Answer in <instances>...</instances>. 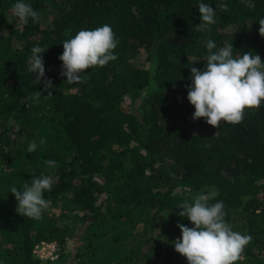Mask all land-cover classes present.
Instances as JSON below:
<instances>
[{
  "label": "trees",
  "instance_id": "trees-1",
  "mask_svg": "<svg viewBox=\"0 0 264 264\" xmlns=\"http://www.w3.org/2000/svg\"><path fill=\"white\" fill-rule=\"evenodd\" d=\"M16 2L0 0V264H188L172 243L178 223L192 227L177 205L198 193L223 201L232 229L252 236L235 264H264V102L213 128L192 119L186 89L191 67L205 66L206 39L264 61V0L251 9L242 0H24L40 12L26 25ZM201 2L216 9L210 32L197 30ZM103 24L118 58L68 83L62 42ZM34 46L46 50L51 96L28 71ZM41 175L53 178L49 206L39 220L23 217L10 189ZM42 242L55 244V260L33 255Z\"/></svg>",
  "mask_w": 264,
  "mask_h": 264
},
{
  "label": "clouds",
  "instance_id": "clouds-1",
  "mask_svg": "<svg viewBox=\"0 0 264 264\" xmlns=\"http://www.w3.org/2000/svg\"><path fill=\"white\" fill-rule=\"evenodd\" d=\"M249 9L255 5L252 0H242ZM217 7L228 9L227 4ZM13 14L21 24H27L29 18L38 22L40 12L33 9L24 0H17L11 6ZM200 23L197 30L210 32L216 23V9L206 3H199ZM259 35L264 37V18L258 20ZM119 41L109 24L94 29H82L70 39L62 42L63 52L58 57L62 61L61 76L68 83H84L82 73L94 67H104L118 57L114 54ZM208 54L203 58L206 63L203 70L191 67V84L186 85L187 100L194 107L192 119L204 118L213 128L220 123L239 124L245 118V109H258L264 102V61L258 54L249 51L234 56L232 43H225L218 50L216 43L206 39ZM215 50V51H214ZM46 50L40 46L31 48L28 71L36 74V84L43 83L44 91L52 88V81L45 76L42 54ZM35 91L32 96H41ZM49 91L48 96H51ZM46 140L41 138L40 143ZM37 143L32 140L27 151L36 150ZM49 168L58 167L54 160L44 161ZM58 179V177H57ZM53 178L48 175L33 176L30 184L24 183L23 190L13 186L10 192L17 201L16 212L23 217L41 219L42 212L48 208L44 192L50 191ZM209 195L198 193L191 202L183 201L177 205L178 215L191 222L192 227L178 223L180 238L174 240L175 251L186 258L188 264H235L241 258L245 247L251 242L250 234L234 231L225 219L223 201L209 204Z\"/></svg>",
  "mask_w": 264,
  "mask_h": 264
},
{
  "label": "built area",
  "instance_id": "built-area-1",
  "mask_svg": "<svg viewBox=\"0 0 264 264\" xmlns=\"http://www.w3.org/2000/svg\"><path fill=\"white\" fill-rule=\"evenodd\" d=\"M57 247L53 243H40L33 250V255L40 261L55 260L57 258Z\"/></svg>",
  "mask_w": 264,
  "mask_h": 264
},
{
  "label": "rangeland",
  "instance_id": "rangeland-1",
  "mask_svg": "<svg viewBox=\"0 0 264 264\" xmlns=\"http://www.w3.org/2000/svg\"><path fill=\"white\" fill-rule=\"evenodd\" d=\"M139 105H140V99H138V101L135 102V103L132 105V107L135 108V110H134V112H133L135 115H139V113L137 112V109H138ZM79 233H80V232H79ZM74 246H75V243H74V241H73V242L71 243V245H70L68 251H67L69 254H71V253L73 252V250H74ZM69 259H70V256H69ZM72 264H73V263H72Z\"/></svg>",
  "mask_w": 264,
  "mask_h": 264
}]
</instances>
